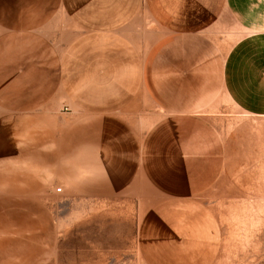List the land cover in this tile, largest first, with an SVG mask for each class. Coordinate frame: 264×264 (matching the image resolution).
I'll return each mask as SVG.
<instances>
[{"label":"crops","instance_id":"obj_1","mask_svg":"<svg viewBox=\"0 0 264 264\" xmlns=\"http://www.w3.org/2000/svg\"><path fill=\"white\" fill-rule=\"evenodd\" d=\"M226 5L0 0L2 110L31 116L66 105L79 122L64 128L65 156L81 157L88 181L107 172L89 167L134 164L146 181L167 184L138 224L143 264H213L220 251V224L200 196L223 165L210 118L233 101L231 49L217 38ZM169 166L184 167L179 178ZM0 198L9 219L17 203Z\"/></svg>","mask_w":264,"mask_h":264},{"label":"rangeland","instance_id":"obj_2","mask_svg":"<svg viewBox=\"0 0 264 264\" xmlns=\"http://www.w3.org/2000/svg\"><path fill=\"white\" fill-rule=\"evenodd\" d=\"M217 38L231 49L233 101L210 118L223 165L200 196L221 227L213 264H264V0H228ZM69 112L12 115L0 102V196L17 203L0 217V264H143L138 224L167 184L146 181L134 164L89 167L107 172L88 181L81 157L65 156L64 128L79 122ZM166 168L174 178L184 169Z\"/></svg>","mask_w":264,"mask_h":264}]
</instances>
